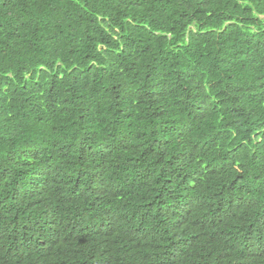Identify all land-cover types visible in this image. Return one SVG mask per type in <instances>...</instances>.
Masks as SVG:
<instances>
[{
    "label": "trees",
    "instance_id": "trees-1",
    "mask_svg": "<svg viewBox=\"0 0 264 264\" xmlns=\"http://www.w3.org/2000/svg\"><path fill=\"white\" fill-rule=\"evenodd\" d=\"M0 264H264V0H0Z\"/></svg>",
    "mask_w": 264,
    "mask_h": 264
}]
</instances>
